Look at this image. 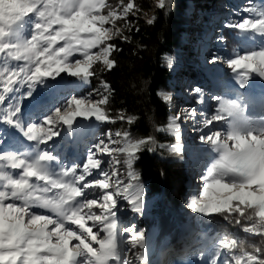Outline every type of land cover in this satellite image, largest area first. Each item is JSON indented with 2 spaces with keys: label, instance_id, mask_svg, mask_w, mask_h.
I'll return each mask as SVG.
<instances>
[{
  "label": "snow or ice",
  "instance_id": "snow-or-ice-1",
  "mask_svg": "<svg viewBox=\"0 0 264 264\" xmlns=\"http://www.w3.org/2000/svg\"><path fill=\"white\" fill-rule=\"evenodd\" d=\"M156 6L170 8L172 0H157ZM139 11L135 0H0V124L32 143L24 152L0 151V264H133L131 249L139 264H149L145 233L120 225L117 198L142 214L144 188L134 163L145 147L156 143L154 138H134L129 131L109 133L107 140L93 145L83 164L67 165L46 150L62 126L73 131L78 117L134 123L124 113H109L111 86L101 82L99 99L71 96L41 122L26 123L21 107L47 78L67 73L88 83L97 66L102 71L115 68L113 54L119 48L114 41L128 40V18ZM244 12L248 18L228 27L264 41V3L253 0ZM223 62L245 87L253 74L264 78V43ZM194 91L203 104L201 90ZM163 99L171 103L173 98L164 94ZM212 99L214 111L203 121V128L212 130L200 139L214 155L202 176V190L187 207L203 216L232 219L245 233L261 239L259 246H248L220 238L209 264H264V119L247 116L239 100ZM195 115V109L185 110L157 129L175 137L171 151H181L178 121ZM104 155L114 165L123 157L127 182L120 179L118 168L104 170ZM125 233L130 237L128 250Z\"/></svg>",
  "mask_w": 264,
  "mask_h": 264
},
{
  "label": "rangeland",
  "instance_id": "rangeland-1",
  "mask_svg": "<svg viewBox=\"0 0 264 264\" xmlns=\"http://www.w3.org/2000/svg\"><path fill=\"white\" fill-rule=\"evenodd\" d=\"M149 1L154 9H159V7L156 6L157 0ZM113 4H115V2H113ZM248 5L249 4L246 3L245 0H230V2H226V0H216L207 5L206 8L208 12H204L206 8L201 9L198 6L197 8L195 7L191 13V25L185 38L187 42L186 50L182 52V50L177 49V51L163 57L164 64L170 71L172 87H169L168 90H162L160 95L162 98L164 94L172 96L173 99L171 103H167L172 108L171 117L180 115L185 110H196L194 118L185 117L178 121L181 135V140L179 142L181 151L178 153L181 154L182 164L187 174L185 180L187 194L183 200L180 211L183 212L186 217L185 224L187 225L186 232L188 233L187 235H183L182 237L184 238H181V240L189 241V238H192L190 240L193 241V245H196L200 239H204L211 243L212 237L217 235V231L213 230L216 219L214 216L196 214L187 207L191 197L202 190V182L199 183V181H202V176L206 172L205 169L214 155L211 153L208 146L202 143L200 139L202 135L208 134L212 130L210 128H203L205 116H210L214 111L215 102L212 98L215 96L221 97L222 92L225 90L222 83L226 84L227 79L233 84V88L229 89L251 94L253 99H256L259 92L264 89V80L255 76V74H253V79L249 80L245 87H241L235 73L223 62L232 58L234 55L225 56L220 54L219 50H217L220 45V50L227 51L229 50L228 47L233 43H237L235 38L224 36L226 33L224 30L225 22L237 23L243 18H248L249 14L244 12V8ZM132 17L134 18L133 22L131 21ZM152 17V12H143L142 8H140V11L136 15H130L128 19L131 21L132 26L137 19L149 20ZM222 18H227L228 20ZM119 23L122 24L123 21ZM129 32L130 31L125 30L124 34H128ZM113 56L115 57V53ZM213 57H219L220 59L213 63L211 62ZM169 61H171V67L169 66ZM105 72L106 71L100 70L99 66H97L96 74L93 76L96 84H93L91 80H89L88 83H83L79 78L70 77L67 73H62L59 77H56L55 80L47 78L45 84L40 85L43 91L37 101V103H41L42 109H39L40 105L34 104V106L27 110L26 116L22 113V119L26 123L41 122L46 115L54 111L56 107L63 105L65 100L71 96H91L93 99H99L98 93L103 92L101 79H104L103 74ZM90 79H92V77ZM197 88H199L203 94V104L199 102V98L195 94L194 90ZM111 96L112 93L110 99ZM47 103L50 104L47 105ZM108 111L113 117L119 114L113 110L111 101L108 106ZM255 111L256 109L252 108L250 115L257 114L256 116L264 117V105L258 113H255ZM216 128H221V125L217 124ZM201 129H203V131H201ZM117 131H129L127 123L122 121L104 123L96 121L94 117L88 120L78 117L74 125V130L70 131L67 129V126H62L60 136L50 141L46 146V150L59 157L62 162L67 165L83 164L88 152L93 150V145L95 143L101 139L107 140V135L109 133L115 134ZM11 132L14 133V128ZM160 132L164 139L162 145L168 146L170 142L172 146L177 144L174 136L168 132ZM133 137L135 138V136ZM26 141L27 140L23 138L22 143L26 144ZM100 158L103 161L102 167L105 171L111 172L113 168H118L120 179L127 182V166L123 164V157H120V165L112 164V158L109 156L104 155ZM139 182L144 188V207L142 214L134 212L131 204L125 199L117 198V217L122 221L120 224L122 227L134 226L136 229L142 230L145 233V250L149 259V264H152L151 258L153 252L151 243L159 236V232L155 226L148 222L152 220V212L160 198L159 196L147 198V182H142L140 179ZM201 216L212 219L208 224L209 228L204 226L205 223L203 224ZM128 239H130V237L125 233L124 241L126 250L130 249V245L127 243ZM179 242L180 241H177L172 244L171 240H168L166 245L163 244L160 246L157 251L158 255L154 259V261H156L155 264H180V260L188 255L192 248L191 246L184 245L178 248ZM181 251H185L183 254L184 256H180ZM135 253L136 250L131 249L129 251V257L133 260V264H139L135 258ZM188 260L192 264H209L210 262L208 259L201 258H188Z\"/></svg>",
  "mask_w": 264,
  "mask_h": 264
},
{
  "label": "trees",
  "instance_id": "trees-1",
  "mask_svg": "<svg viewBox=\"0 0 264 264\" xmlns=\"http://www.w3.org/2000/svg\"><path fill=\"white\" fill-rule=\"evenodd\" d=\"M216 0H172V6L164 9H154L150 5L149 0H135L138 7L143 12H152L151 18L154 22L147 23L148 20L137 19L132 25V31L125 34L128 40L117 39L114 41L119 51L115 52L114 59L116 67L103 74L102 81L107 82L112 88L111 104L116 113H124L134 118L132 125L127 124V128L135 138H146L151 136L156 141L148 147H145L135 161L134 170L139 176L140 181L147 182L146 194L147 198L159 196V200L152 212V220L148 223L155 226L159 232V236L151 243L152 248V264H155V257L160 246L171 243L191 246L192 250L180 260V264L190 262L188 258H201L211 260V253L214 246L220 238L225 236L238 240L239 242L252 246H259L261 239L254 237L243 231V225H238L232 219H225L222 215H213L215 225L213 230L217 231V235L212 237L211 243L200 239L196 245L189 238V241L181 240L187 235L186 217L180 208L187 194L186 189V170L182 164L181 154L170 150L172 143L168 146L161 147L164 139L158 128H164L172 116V108L161 97L162 90H168L171 85L170 71L164 64L163 57L180 49L183 51L187 48L185 40L187 31L191 23V13L197 6L205 9L207 5ZM111 3L114 1H109ZM230 2V0H226ZM250 4L253 0H245ZM264 3V0H257ZM204 12H208L206 8ZM188 15V16H187ZM227 19V18H222ZM134 18H131L133 22ZM228 20V19H227ZM225 22L226 37L235 38L236 44L228 47L229 50H220V54L229 56L235 53H243L245 50L258 48L264 41L259 36L242 33L240 30L228 27L230 22ZM230 39V38H227ZM226 39V40H227ZM264 80V78H261ZM96 84L95 79H90ZM232 82V81H231ZM233 83V82H232ZM225 90L221 97L239 100L246 107V115L252 119H264V117L250 115L252 108L258 113L264 105V89L259 92L256 99L251 94L243 91H235L233 84L229 79L226 84L222 83ZM22 91H26L22 89ZM40 85L37 86L33 96L21 102L22 113L24 116L34 104L39 100L42 94ZM50 103H47V105ZM110 113V112H109ZM111 114V113H110ZM113 116V115H112ZM12 127L6 124H0V151L24 152L32 148V143H22L23 136ZM207 169V168H206ZM205 169V170H206ZM203 224L209 228L210 218L201 216ZM120 224L122 221L118 218ZM212 229V228H211ZM194 240V239H193ZM207 242L206 244H204ZM185 251H181L180 256H184Z\"/></svg>",
  "mask_w": 264,
  "mask_h": 264
}]
</instances>
